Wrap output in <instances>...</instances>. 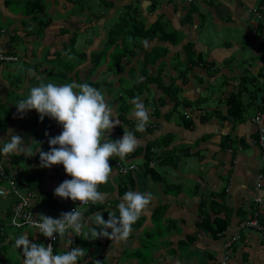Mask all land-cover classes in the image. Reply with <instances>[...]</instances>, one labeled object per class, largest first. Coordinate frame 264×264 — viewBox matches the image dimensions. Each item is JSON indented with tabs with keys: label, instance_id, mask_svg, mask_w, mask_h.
I'll return each mask as SVG.
<instances>
[{
	"label": "crops",
	"instance_id": "crops-1",
	"mask_svg": "<svg viewBox=\"0 0 264 264\" xmlns=\"http://www.w3.org/2000/svg\"><path fill=\"white\" fill-rule=\"evenodd\" d=\"M122 1L117 0L115 8ZM134 1L130 0L129 4ZM139 1L143 2L144 8H141V11L142 15L148 19V23L154 22L162 14L165 16L164 20H167L168 24L180 32L181 40L178 44H173L169 41L161 42V44L170 48L169 55L166 58L168 63L165 64L169 72L172 71L171 73L168 72L170 76L174 72H179L177 62L181 59V54H183V58H186L183 46L188 42H193L195 50L206 55L208 58V60L205 59L208 61L206 65H208L210 70L205 68L203 64L191 70V72L200 73L192 76V78L197 79L198 83L191 79L185 84L183 89L188 92H185L183 98L194 102L190 107L182 105L184 107L181 112L174 111L168 116L166 113L172 109L173 105H170L169 101H167V104H160V115L157 116L156 111H152L146 128L142 131H137L135 127L137 120L132 111L130 116L133 119V126H131L132 128L127 126V130H125L133 131L138 137L137 148L140 152L136 157H130L133 160L126 162L136 163L139 169L133 170L137 177L134 180H127L125 183L128 190L151 192L152 200L133 225L131 234L126 239H121L125 240L126 245H116L115 240L120 239L113 238L111 245L104 248V252L110 257L109 264H224L226 257H228L226 264H264V236L255 229L241 225V222L250 217L252 218V216L254 217L256 210L259 211L260 219L264 222V202L257 203L256 200L259 196L264 199V145L258 143L259 127L253 121V117L258 112H262L264 122V106L261 108L256 107L257 103L261 101L262 94H264V36H261L263 40H259V35L264 33V28L261 27L264 24L260 22L264 17L258 9L261 0H219L221 4L217 7V11L223 10L229 16V20L236 16L240 25L246 31L244 36L247 38L253 36L252 39L245 41L234 38L235 26L232 25V20L227 27L224 26L229 36L220 43L210 40L203 41L200 32L201 24L209 18V13L212 12L211 6L215 0H208L210 1L208 5L210 8L209 12L207 11L201 20L200 17H195V13L200 15L199 1L196 0H164L161 4L162 6H160L161 8L159 7L155 13L148 11L151 4L149 0ZM53 2L63 6L64 2L68 4L70 1L53 0ZM25 3L26 0H0V46L17 51L15 46L17 42L21 43L23 37L27 41L34 42L35 34L28 32L25 27L27 24L26 20L31 18V16L23 13L22 7L25 6ZM193 5L198 7L197 10L193 12L191 18H186L189 20L183 19L187 17L189 9H195ZM262 7L264 8L263 5ZM60 15L66 19V13L60 12ZM217 22L219 23V21ZM232 33L233 36H231ZM45 50V54L50 53V50L48 52L47 49ZM251 50L254 52L252 53ZM16 55L19 56V53L17 52ZM20 55L23 57L22 54ZM172 58L174 62L171 60ZM21 62H24L25 65L32 64L28 59H22ZM21 62L0 63L1 108L12 105L13 101L10 96H14L17 91L18 83L15 78L19 75H17L16 71L21 67L19 64L17 66L12 65ZM173 63L177 66L178 71L174 70L175 66ZM211 63L214 64V67L210 66ZM255 64H258L259 67H255ZM30 66L29 69L32 68V65ZM166 72L164 71L165 77L168 76ZM169 79L166 81L170 82ZM217 79L221 80L222 86H216L215 82ZM9 80L11 81L9 82ZM224 84L226 85V91H224L222 96L216 94L215 99H219L221 110L226 113L228 110L226 97L230 91H238L240 88L243 90L258 88V91V86H261L260 90L262 92L260 91L261 94L258 95L257 103L255 102V104H252V94L249 91L243 92L241 98L246 105V110L245 117L242 120L233 118L221 120V118L216 119V117H219L216 116L203 121L201 115L207 111L206 104L208 105L212 101L208 100L209 102H207V97H204L202 99L204 102L200 103L202 100L194 92L196 90L205 91L209 87L220 92L223 90ZM27 87L29 90L31 89L30 86ZM3 90H7V92L2 94ZM8 91L11 92L8 94ZM15 98L13 97L14 100ZM15 103L13 102V104ZM146 103L144 102L148 106ZM154 105L156 107V102ZM117 112L118 108L113 111L116 117ZM185 112L194 120V124L190 128H186L180 121V115ZM176 114L179 117H174ZM12 116L7 119L8 122L12 121ZM7 121L3 122L2 118H0V134L2 133L3 136V142L0 138L1 144L8 142L11 136L16 134L14 129L9 133L10 129ZM6 122L7 125L5 124ZM37 127L40 126L38 125ZM169 134L174 137L169 147L153 145L151 150L155 155L162 152L169 158L164 164L159 161L160 159L157 156H154L155 159L150 164L158 169L162 177H155L156 180L151 174L144 175L142 172L145 170L147 146L155 144L156 141H163ZM30 135L32 137V133ZM30 135L24 132L20 134L24 139H28ZM119 135L116 138H121L124 134ZM43 139L44 142H48L47 137H43ZM25 142L28 141L23 140L22 144L26 147ZM46 143L42 144L45 146ZM173 147L174 149H172ZM188 147L190 150L187 149ZM26 149L27 151L24 152H16L27 154L29 151L28 147ZM166 149L172 150L166 151ZM2 154L4 155V161L11 164L8 170L12 171L13 165L9 160L12 157V152ZM36 154L35 152L34 155ZM199 155L201 158L198 159L197 163L200 167L197 168L194 164V168L191 165V169L186 168L188 169L186 171L183 164L190 162L183 159L184 156L189 158L191 156L198 157ZM170 156L175 159L170 158ZM115 158L117 157L109 158L112 167L110 177L115 184V189L112 192H103L105 193V200L101 201L106 202L108 205V210H101L104 218H109L110 212H114L117 215V205L122 197L120 195V184L123 183V179L119 177L113 164L112 160ZM181 162L182 165L179 166ZM30 163H34L33 160ZM35 163L31 164L32 167L35 166ZM60 165L55 164L52 169L55 167L57 173L65 174V171H61L62 166ZM165 170L179 171L177 178L174 177L175 180L171 182L172 188L168 187L167 183L170 178L167 177ZM64 176L69 179L70 175L65 174ZM189 181L190 184H188ZM3 185L1 184L0 188ZM57 186L51 181H44L43 179L40 186L33 191L36 193V198H38L39 196L42 197L44 191L54 190ZM22 188L29 190L28 183ZM212 200L219 203L216 206L218 209L215 211L211 208ZM14 201L15 198L13 196L0 195V264L10 263L8 259L10 253H15L11 255V257L13 256L11 264H23L22 249L17 250L15 245L6 244L8 242L12 243L11 241L14 238L10 234L18 228L11 229L8 238L6 232L5 235H1V231H4L5 227L7 231L8 226H13L11 223L12 217L9 214L10 212L12 214L13 209L10 210V206L13 208ZM202 201H207L208 207L212 209V217H216L218 214L226 216L230 211L231 223L225 234L221 235L220 238H214L198 226V222L201 219L200 204ZM91 203L89 205H78V210L83 214V229L79 234L68 232V237L62 240L63 248L71 249V242L76 236L78 237V245L81 248V243L87 241L82 238V233L85 231V225L94 221L95 213L90 214L87 212ZM73 205H76L75 202H73L71 207ZM85 206L88 207L85 208ZM71 207L68 211H70ZM50 209L46 210L47 215L52 217L60 216L58 214H61V208L54 210V212L53 209ZM4 223L6 225L2 227ZM36 231V228L35 230L27 228L23 229L20 234L27 232L31 240L30 233ZM162 233L166 234L163 235ZM20 234H17V236ZM31 241L34 242L37 239ZM228 243H230L229 246H227ZM8 246H10V249ZM144 247L150 250L148 256L144 254ZM86 255L87 259L81 258L83 262L88 261L92 257L90 253Z\"/></svg>",
	"mask_w": 264,
	"mask_h": 264
},
{
	"label": "trees",
	"instance_id": "trees-1",
	"mask_svg": "<svg viewBox=\"0 0 264 264\" xmlns=\"http://www.w3.org/2000/svg\"><path fill=\"white\" fill-rule=\"evenodd\" d=\"M70 1L72 3L71 7L68 8V10L65 12L66 13V19L69 15L75 17L79 16L78 12H80V17L79 18H89V19H94V17L101 18L106 15V9L104 6L108 8H114L116 7V1L117 0H100L101 1V7L97 5L98 3L95 2V0H66ZM151 4L149 5L148 11L150 13H155L158 9L159 6L163 3L162 0H149ZM133 3V2H132ZM129 4V6L126 8V10H121L119 11V15L117 17H113L111 19V23H113L112 27L110 28L109 31L106 32L107 36V41L104 45L103 48L100 50H93L92 53L88 56L86 52H80L79 50H76L74 48V42L77 39L79 33L76 31L73 33L71 37V44H72V51L70 52L71 54H79L81 53V58H89L90 63L93 64L90 72L86 76V78H83L79 74L78 71H76L74 74L71 75V72L76 68L77 62L68 59L66 60L64 56L59 53V65L62 67L55 75L54 77L59 76V80L61 83H65V81L68 79L69 82L73 83H83V82H88L95 87H101L103 84L108 85L107 87L109 88V92L112 93L111 97L113 95L119 97V101H115L117 103L118 112H117V117L114 115L115 119H120L116 120L117 125L112 128V131L115 130L117 134H124V132H127L125 128L122 126V123H131L132 122V117L130 116L133 109H134V102L133 98L137 97L139 95H143L145 92L150 90L149 84L150 83H158V85L163 89V91L167 94V96L161 95L159 98L156 99V115H160V104H167L168 98L171 99L173 103V107L166 115H170L174 111H178L180 106L186 105L189 106L193 104L194 101H191L189 99L181 98L180 97V92L182 90V87L180 85L174 84L173 76H171L173 81L167 82L165 79H163L164 75V69H165V64H166V58L169 55L170 48L168 46H165L161 44V42H171L173 44H178L181 40L180 38V32L175 29L172 25L168 24L167 20H164L165 16L164 15H159L158 18L154 22H149L148 19L145 18L142 15L141 7L139 6H133V4ZM50 5L49 0H26L25 6L22 7L23 13L25 15L31 16L30 19L26 20V28L28 32H31V34H35L34 39L40 38V36L44 35L47 27L51 25L52 19L44 16L43 13H47L48 7ZM63 5L67 6L66 2L63 3ZM264 0L260 1V5L258 6L259 11L263 14L262 16L264 17ZM195 6V9L191 8L189 9L187 13V17L183 18L185 20H189L186 18H191L193 12L197 10V6ZM19 11V10H18ZM82 12V13H81ZM184 20V21H185ZM34 23V24H33ZM73 25L76 26L75 29L79 30L84 23L80 21H76L72 23ZM262 28H264L263 25H261ZM62 32H68L70 31L69 28L63 27L61 29ZM27 32V33H28ZM132 41L131 46H129V42ZM149 44L152 47H148ZM51 46L47 47V52L49 51V48ZM6 52L8 53H13L17 54V51L13 49H8L5 48ZM183 50L185 52L186 58L184 57L183 59H179L177 64H178V70H179V75L178 77L180 78H186L188 77L187 75L191 72V70L195 69L197 66H200L203 64L205 68L210 70L208 67V61L205 60V57L203 53L197 52L195 50V44L193 42H188L183 46ZM141 52L143 54L141 55ZM69 53V54H70ZM179 56V54H177ZM183 55V54H182ZM181 55V56H182ZM126 60V61H125ZM136 62V63H133ZM161 64H160V63ZM1 63V62H0ZM5 63V62H4ZM7 63V62H6ZM158 63L160 65H158ZM133 64V65H132ZM205 64V65H204ZM158 65V69L156 73H151V67H156ZM105 66L106 71L105 73H110L111 75H118L120 79V85L119 89H117L112 80L109 79H102L98 81H94L91 79V75L94 73L96 68ZM141 67V72L143 73V78L137 79L139 75L138 67ZM175 66V64H174ZM212 67H214V64L211 63ZM30 68L31 66L28 65ZM29 68L27 71L23 70L22 74H27L29 71ZM55 66L52 68V72L55 70ZM104 73V74H105ZM33 80V77H30ZM175 78V77H174ZM59 82V83H60ZM167 82V83H166ZM130 84V85H129ZM259 90L257 89L254 90H248V89H239L238 91H230L226 97V103L228 104V110H227V115L225 116L227 118H233L236 120H242L245 117V110H246V105L242 101V94L245 91H249L252 94V104L257 103V97L262 90H260L261 86H258ZM110 96V95H109ZM149 97L145 98V102H148ZM110 100V99H109ZM115 103V104H116ZM259 103V104H258ZM256 105L257 108H261L264 106V94H262L261 101H259ZM109 104V102H108ZM197 105V104H196ZM110 107H112L109 104ZM262 113V112H261ZM35 120L31 123L33 128L35 129L38 126V122L40 119L39 113L36 111L35 112ZM202 120L206 121L211 119L212 115L208 111H205L202 115ZM11 114L8 111L7 113V118L10 119ZM213 118V117H212ZM180 121L181 123L186 127L190 128L194 124L193 118L187 113H182L180 115ZM44 122V129L46 131V135L49 134V130L51 129H59L62 131V126L58 124L54 119L50 117H45L43 119ZM122 122V123H121ZM111 132V130L109 131ZM109 132L106 133V135L109 136ZM44 133V132H43ZM39 135V136H38ZM37 140L38 142L43 139V137L40 135V132L38 131L37 133ZM54 136V135H52ZM116 139L114 138V135H110L108 139ZM173 135H168L167 138H164L163 141H156L155 144H149L146 148V163L144 164L145 170L142 172L144 175H149L151 174L154 178H160L162 177L154 166H151V162L153 159H155L154 156H157L158 159H160V162H163L164 164L168 161L169 158H167L166 154H163L162 152L158 154H154L151 150L153 145L156 146H163L165 148L169 147L173 141ZM49 140V138H48ZM38 142L36 147H32L31 150L27 152V154L31 155L37 150L38 147ZM50 145L47 142L46 145L42 148V150L46 151L49 150ZM174 149V147L172 148ZM172 149H166V151H171ZM190 150V148H187ZM140 150L136 148L135 151L127 154V156L123 159L120 157H117L113 159V164L115 165V168L117 170V162L118 161H131L133 159H130V157H136ZM2 153V152H1ZM5 154V153H4ZM27 154H22V153H12L11 159L9 160L12 162L13 165V170L16 171L17 176H18V182L21 187H23L25 184L28 183V189L29 190H35L37 189L40 184L42 183L43 179L44 181H51L52 183L59 185L63 180L67 179L64 175L67 174L65 172L61 174L57 173L55 170L56 168L52 169L51 167H42L41 165L39 166H33L31 165V159H28ZM2 154V158H3ZM166 156V157H165ZM172 158V156H170ZM111 162V160L109 159ZM109 162V163H110ZM62 166L61 171L64 170V166ZM12 170V171H13ZM9 171V172H12ZM118 175L123 179V183L120 185V195L123 196V194L128 191V187L126 185L127 180H134L136 174L132 172H129L127 174L120 173L118 170ZM71 176H69V179ZM155 178V179H156ZM121 180V179H120ZM157 180V179H156ZM59 183H58V182ZM6 179L0 174V185L5 184ZM115 189V184L112 182V178L110 177L107 183L101 184L99 187V190L101 192H112ZM37 197V196H36ZM39 198L40 201H39ZM39 201V202H38ZM73 200L71 198H61L57 195L54 194V190H46L43 192L42 197L39 196L38 198L34 199V203L32 205L34 212L39 216L42 212H46L47 214V209L51 208L54 210H57L58 208H61V213L68 211V209L71 207L73 204ZM12 205V203H11ZM106 202H96V203H91V206L87 210L88 213H96V211H101L104 209L106 206ZM219 205L218 201L212 200L211 201V208L215 211L218 208L216 207ZM224 205V204H223ZM53 207V208H52ZM200 215L201 219L198 222V226L200 229H202L204 232H207L214 238H220L221 235H224L226 230L228 229L230 223H231V216H230V211L226 213V216L222 215H217L216 217H212L211 215V208L208 207L207 201H202L200 204ZM12 206H10V210H12ZM38 209V210H36ZM50 209V210H51ZM119 212L117 213V215ZM11 217L13 216V211L12 214L10 212ZM12 219V218H11ZM264 223V222H263ZM6 224L2 227H4ZM92 226L93 223H92ZM91 226V227H92ZM13 228H17L14 226H8V229L6 231V227L4 228V231H1V235H5L7 238L9 237L10 230ZM30 229V226H26L23 228H18L16 229V233L20 234L23 229ZM14 229V230H15ZM111 231V229H109ZM4 232V233H3ZM14 233L13 231L11 232V236H13V241L12 243L8 242L6 244H11L15 245V238L17 234ZM31 240L37 239L38 243H44L45 245L48 244L49 238L45 237L42 233H39L38 231L30 233ZM36 236V237H35ZM57 240L54 242L53 248L54 251L59 252L60 249H65L61 248L62 245V240L63 238H67L68 234H64L59 236L57 234ZM35 237V238H34ZM78 237L76 236L73 238L70 247H75V246H80L78 245ZM113 241V238H108V237H97L95 239H89L87 240V245H81L82 248L84 249V253L86 254L87 251L91 248V246L98 245V250H95V252L92 254V257L88 261H80V264H95L96 260L101 261V264H109L110 262V257L109 255L104 252V248L108 247L111 245ZM58 244V245H56ZM63 246V245H62ZM10 249V246H8ZM22 249V247L20 248ZM67 250V249H65ZM98 251V252H96ZM22 257V256H19ZM11 264V263H10Z\"/></svg>",
	"mask_w": 264,
	"mask_h": 264
},
{
	"label": "clouds",
	"instance_id": "clouds-1",
	"mask_svg": "<svg viewBox=\"0 0 264 264\" xmlns=\"http://www.w3.org/2000/svg\"><path fill=\"white\" fill-rule=\"evenodd\" d=\"M133 102V115L137 120L135 127L137 131H142L149 120V109L139 96L134 97ZM15 105L22 114L35 109L41 120L47 116L62 126L59 134L49 137V150L44 151L40 147L37 150L42 167L62 164L71 176L54 189V194L82 203L104 201L105 193L99 187L110 178L112 167L109 158L123 159L135 151L139 143L133 131L124 132L121 138L108 139L110 136L106 133L117 122L104 92L88 82H40L32 86L29 94ZM23 139L17 133L12 135L0 147V152L27 151L22 144ZM151 200V192L126 191L117 205L118 215L110 212L106 220L103 211L94 214V226L89 228L88 238L126 239ZM29 223L45 237L55 239L54 234H79L83 229V214L77 208L62 212L59 217L42 213ZM21 246L23 264H80L85 256L84 249L79 246L64 252L54 251L52 243L33 242L27 232L15 238L16 249ZM95 264H101V261L96 260Z\"/></svg>",
	"mask_w": 264,
	"mask_h": 264
},
{
	"label": "rangeland",
	"instance_id": "rangeland-1",
	"mask_svg": "<svg viewBox=\"0 0 264 264\" xmlns=\"http://www.w3.org/2000/svg\"><path fill=\"white\" fill-rule=\"evenodd\" d=\"M50 1V5L48 7V11L47 13H43L44 16L51 18L52 22L51 25L49 27H47L44 35L40 36V38L35 39L34 42H30L25 40V38L23 37V40L20 42H17L15 49L17 50V52L19 53L18 59L16 61L21 62V60H25L28 59L29 62H31L32 64V68L29 69L27 74H22L23 70L27 71L28 70V65H25L24 62L21 63H14V65L12 66H17L18 64L21 66L18 68L17 72V78H15L16 82L18 83L17 85V91L15 93L14 96H10V98L12 99V101L15 103H17L20 99L25 98L30 90L27 86H30V88L34 85H38L40 82H54V83H59V76L54 77L53 75H55L60 69H62V67H60L59 65V53H61L62 56L65 57L66 60L71 59L73 61H75V63L77 62V66L76 68L73 70V72H71V75L74 74L76 71L79 72V74L81 76H83V78H86V76L88 75V73L90 72L93 64L90 63L89 58L85 59V58H81V53L79 54V56L77 54L74 53H70L72 51V40L71 37L73 35L74 32H78L79 35L77 37V39L74 42V48L76 50H79L80 52H86L88 54V56L92 53L93 50H100L101 48L104 47L106 41H107V36H106V32L110 30V28L112 27L113 23H111V19L113 17H117L119 15V11L121 10H126V8L129 6L130 0H123L122 2H120L117 8H108L107 6L104 8L106 9V15L98 18V17H94V19H89V18H79L80 17V12H78L77 17H75V15L71 16L69 15L67 17V19L61 17L60 12H66L68 10V8L71 7L72 3L69 2L67 4V6L65 7V5L62 6V4H55L53 2V0H49ZM164 1V0H162ZM194 1V0H193ZM199 1V12L200 15L195 13V17H200V20L202 18V16H205L204 14L210 9L209 8V3L210 1L208 0H196ZM96 3H98L97 5H99L101 7V1L100 0H95ZM133 6H139L141 8L143 7V2H140L139 0H135L133 3ZM221 4V1L219 0H215L212 3V12L209 13V18H207L206 22H203L201 24L200 27V32H201V39L204 41L210 40L212 42H223L227 39V37L229 36L226 28L224 26L227 27V25L229 23L232 22V25L235 26V33L233 36V33L231 34V36H233L234 38L237 39H242V40H250L252 39L253 36H250L249 38H247L246 36H244V33H246V31L244 30V28H242L243 26L240 25L238 19L236 16L232 17V20H229V16L223 12V10H219L217 11V7ZM162 6V5H161ZM160 7V6H159ZM161 8V7H160ZM209 12V11H208ZM82 13V12H81ZM161 15V14H160ZM165 18V17H164ZM154 20V19H153ZM76 21H80L82 23H84V25L79 29H75L76 26L73 25L72 23L76 22ZM219 21V23L217 22ZM260 22H262L264 24V19ZM222 24V25H221ZM63 27L69 28L70 31L68 32H62L61 29ZM261 36H264L263 34L259 35V40L261 41V39L263 40V37L261 38ZM132 41L129 42V46H131ZM151 45L153 44H149V47H151ZM219 45V44H217ZM50 53L45 54L46 53V48L49 47ZM260 51V50H259ZM251 52L253 53L254 51L251 50ZM70 53V54H69ZM23 57H21V55ZM143 54V52H141V55ZM182 55V54H181ZM205 59L208 60V58L206 57V55L203 53ZM181 59H183V55L181 56ZM171 60L174 59L172 58ZM126 61V60H125ZM135 63V62H133ZM160 63V62H159ZM158 63V65H160ZM166 63H168V61H166ZM260 64H262L261 61H259ZM174 64V63H173ZM133 65V64H132ZM158 65L157 67H151V73H156L157 69H158ZM56 67L55 70L52 72V68ZM218 66V65H217ZM255 67H259L258 64H255ZM173 68V67H172ZM106 67L102 66L99 68H96V70L94 71V73L91 75V79L94 81H98V80H102V79H109L113 81L114 86L119 89V85H120V79L118 75H111L110 73H105ZM177 70V66H175L174 70ZM141 67H138V71H139V75L137 77V79H141L143 78V73L140 71ZM167 70V72H166ZM164 71L166 72V76L163 75V79H165V81L169 79V81H173L174 80V84L176 85H181L182 90L180 92V97L183 98L185 92H188L187 90H184V86L185 84H187L191 79H194V81L196 83H198L196 78H192L193 75H199L200 73H196L194 71L190 72L185 79L184 78H180L178 77L179 73L178 72H174L172 74V78L170 76V74H168L169 69L168 67H165ZM178 71V70H177ZM172 71H170L169 73H171ZM105 73V74H104ZM170 76V77H169ZM33 77V80L30 78ZM175 77V78H174ZM207 78V77H206ZM14 80V81H15ZM11 80H9L10 82ZM61 83V82H60ZM64 83V82H63ZM65 83H71L68 81V79L65 81ZM216 86L220 87L222 86V82L221 80L217 79L216 80ZM26 87H25V86ZM130 85V84H129ZM19 86V87H18ZM108 85L103 84L101 87H99L100 90H102L105 94L106 100L107 102H109V104L112 106V110L114 111L116 109L117 103L115 102L117 100V102L119 101V97L112 95L111 90L109 92V88L107 87ZM25 90H23V89ZM98 88V87H97ZM149 88L150 90H148L147 92H145L142 96L139 95V97L142 99L143 102H145V98H147V96L149 97L148 99V103H146L148 106H146L149 109V115L150 113H152V111H155V102L158 97H160L161 95L167 96V94L163 91V89L158 85V83L154 82V83H150L149 84ZM226 89V85L224 84L223 86V90H221L220 92H218V90L213 89L212 87L207 88L205 91L203 90H196L194 92V94L199 97L201 100L204 97H207V102H209L208 100H211L212 102L209 103L208 105L206 104V110L210 113V115H212V117H216V119L221 118V120H223L224 118H226L225 116L227 115V113L225 111L221 110V102H219V99H215V95L216 94H220L221 96L224 94V91ZM1 90V89H0ZM7 90H3V93H6ZM11 92V91H10ZM8 91V94L10 93ZM226 94V92H225ZM110 95V96H109ZM200 95V96H199ZM1 96V94H0ZM13 97H16L15 100L13 99ZM246 98V97H245ZM110 99V100H109ZM155 101V102H154ZM168 101L170 103V105H173V101L171 99L168 98ZM10 106H6V107H0V118H2L3 122L7 121V113L8 111L10 112L11 116L13 114V118L11 122H8V128L10 129L9 133L12 132V130L14 129V132L18 133L19 135L22 134L23 132L25 134L30 135V133H32V137L30 135V137H28V139H23V140H27L28 142H25L26 147H28V150H31L32 147H36L37 146V133L38 131L40 132V135L42 137H47L49 138L52 135H57L61 132V130H57V129H51L49 130V134L46 135V131L44 129V122L43 120H39L38 125L40 127L37 128H33V126H31V123L33 121V119L36 117L35 116V109L32 110H28L25 113H20L16 107V103ZM204 102V100L200 101V103ZM116 103V104H115ZM208 106V108H207ZM217 106V107H215ZM184 106H180L178 112H181ZM174 117H179L178 114H176ZM211 117V118H212ZM5 119V120H4ZM120 120L118 119H115ZM226 120H229V118H227ZM7 122L5 123L7 125ZM122 123V122H121ZM224 123H226V121H224ZM122 126L127 130V128H132L131 126H133L132 122L131 123H122ZM128 126V127H127ZM7 128V129H8ZM198 130V129H197ZM44 132V133H43ZM114 135L115 137H119L120 135L117 134L115 132V130L111 132H109V136ZM11 136V135H10ZM0 138L1 141L3 142V136L2 133L0 134ZM45 139V138H44ZM44 139L40 140L38 142V147L37 149H39V147L42 149L44 147V145L42 143H46L44 142ZM48 141V140H47ZM1 144V143H0ZM3 144L0 145V147H2ZM13 153V152H12ZM37 154L34 155H29L28 159H31V161L33 160V162L35 163V166H39L41 165V161L40 160V154L37 151ZM187 156V155H186ZM186 156H184L183 159L188 160L190 163L188 164H183L184 169L186 168H190L191 169V165H193L194 168V164L195 167L199 168L200 166L198 165L197 161L198 159L201 158V156L199 155L198 157L195 156H191L189 158H187ZM173 159H175L174 157H172ZM34 163H31L32 165ZM182 165V162L180 163L179 166ZM190 165V166H189ZM54 166V165H53ZM188 169H186L187 171ZM194 170V169H192ZM167 175V177H169V181H168V187L172 188L173 185H171V182H173L175 180L174 177L177 178L179 171L177 170H165L164 171ZM190 184V181L189 183ZM174 203V202H173ZM88 206H85V208H87ZM108 210V205H106L103 209V211ZM43 214H46V212H42ZM41 213V214H42ZM60 215V213L58 214ZM95 219V217L93 218ZM106 220L108 218H105ZM92 223L85 225V231L82 233V238L85 240H89L90 238H88L87 236V232L90 228ZM89 226V228H88ZM88 228V229H87ZM164 228V227H163ZM32 230H35V228H31ZM15 232V231H14ZM76 234V233H75ZM163 235L166 233H162ZM87 241H83L81 243V245H87ZM116 245H126L125 240H115ZM114 244V243H113ZM112 244V245H113ZM58 245V244H56ZM69 246V245H68ZM98 245H94L91 246V248L87 251L86 254L90 253L91 255L95 252V250H98ZM109 247V246H108ZM62 248V245H61ZM69 250H71L69 248ZM144 250V254H147L146 256L149 255V251L147 249V247L143 248ZM67 250H63L60 249L59 252H64ZM98 252V251H96ZM15 253H10V257H8V259L10 260V263L12 262V257L11 255H14ZM85 254L84 257L82 258H86L87 255ZM87 259V258H86ZM8 263V264H10Z\"/></svg>",
	"mask_w": 264,
	"mask_h": 264
},
{
	"label": "built area",
	"instance_id": "built-area-1",
	"mask_svg": "<svg viewBox=\"0 0 264 264\" xmlns=\"http://www.w3.org/2000/svg\"><path fill=\"white\" fill-rule=\"evenodd\" d=\"M18 59L16 54L6 52L5 47L0 46V62H14ZM253 121L258 125L259 130V140L258 143L264 145V122L263 115L261 112H258L254 117ZM11 166L9 162H5L2 158V153L0 152V174L6 179V183L0 188V195L3 196H13L15 198L14 206H13V216L11 223L14 227L23 228L26 226L35 227L29 223V221L34 217L37 218V214L33 210L34 199L36 198V193L33 190H24L19 185V178L17 176L16 171L9 172L8 168ZM139 166L136 163H129L125 161L117 162V170L120 173L127 174L133 170H138ZM260 185V184H259ZM257 203H263L264 199L262 197H258ZM76 205H73L70 211L74 208L78 209V205H89L88 203H82L79 200L74 201ZM242 226H247L256 231H259L264 236V223L260 219V213L258 210L255 211L254 217H250L249 219L241 222ZM55 239L49 238L48 243H52L57 240V234H54ZM230 243L227 244L229 246ZM227 258L224 260V264H226Z\"/></svg>",
	"mask_w": 264,
	"mask_h": 264
}]
</instances>
